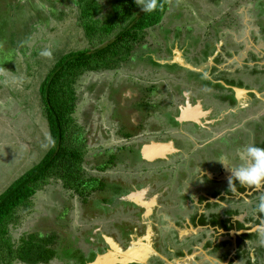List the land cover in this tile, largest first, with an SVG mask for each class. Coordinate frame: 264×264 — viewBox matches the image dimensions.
<instances>
[{
  "label": "flooded vegetation",
  "instance_id": "obj_1",
  "mask_svg": "<svg viewBox=\"0 0 264 264\" xmlns=\"http://www.w3.org/2000/svg\"><path fill=\"white\" fill-rule=\"evenodd\" d=\"M202 1L210 8L220 7L222 16L211 26L215 29L210 35L187 34L183 59L194 67H207L192 72L168 65L157 71L155 50L143 57L150 65L148 72L159 75L160 83L143 86L142 80L126 82L115 87L117 91L108 92L107 123L126 144L89 156L93 173L87 180H96L91 184L96 189L90 187L75 198L62 194L69 203H59V209L56 203L51 206L59 212L63 209L60 231L54 233L64 240L53 244L57 251L50 262L89 264L97 255L111 251L113 243L121 250L132 245L141 256H148L129 264H174L176 260L185 264L187 255L194 252H202L217 264H264V213L256 211L264 187L259 192L239 185L229 188V173L217 162L220 155H226L238 163L236 152L242 145L264 148V14L258 15L255 7L241 0ZM263 3L261 0L258 9L264 13ZM177 42L168 35L162 41V55L171 56L173 47L182 50ZM162 88L166 97L160 100L157 90ZM233 88L246 92L238 95ZM156 105L165 107L164 114L154 109ZM184 111L186 119L182 121ZM152 141L168 146L163 157L144 158L143 147ZM116 167L124 171L115 177L108 175ZM81 174L83 177L82 169ZM136 191L144 192L135 202H117ZM72 211L85 225V229L79 227L80 233H74L68 221ZM115 213L121 221L111 223ZM96 220L108 225L110 232L105 234L102 225L95 226ZM59 244L61 249L70 248L69 257H58ZM251 252L255 262L250 259Z\"/></svg>",
  "mask_w": 264,
  "mask_h": 264
},
{
  "label": "rangeland",
  "instance_id": "obj_2",
  "mask_svg": "<svg viewBox=\"0 0 264 264\" xmlns=\"http://www.w3.org/2000/svg\"><path fill=\"white\" fill-rule=\"evenodd\" d=\"M74 1L77 0H0V13L1 9H7L10 17H13L9 32L0 36V42H3L0 45V194L24 173L35 167L51 148L48 122L43 112L39 93L40 86L49 71L65 54L83 50L91 51L102 45L97 37L91 40L86 37L80 26V9ZM218 1L224 3L227 0ZM228 1L230 3L233 0ZM241 1L244 5L251 6L252 9L255 7L258 15L264 14L261 9H258L261 0H254L255 3L252 0ZM257 1L259 2L256 3ZM95 2L101 7V12L96 17L99 19L111 10V4L115 0H95ZM261 6L264 8V3ZM140 7L142 5L137 0V9ZM21 11L26 13V20L34 21L33 25L22 23L26 20L18 15ZM243 12L244 10H240V13ZM221 16L220 7L217 9L211 6L210 8L202 0H171L170 8L161 24L146 31L141 44L134 46L129 56L119 63L118 70L89 72L80 77L75 86L79 101L73 117L76 125L83 128L82 136L85 140L84 163L81 165L84 172L83 180H87L90 173H93L90 171V163L88 164L90 155L124 143L115 134L114 126L107 123L110 109L107 100L108 92L117 91L116 88L126 82L132 84L142 80L143 86H148L150 82L155 85L156 82L160 83L159 75H151L148 72L150 65L143 56L157 50L152 55H157L155 59L158 61L171 62L177 58L178 56L173 52L175 47L172 49L171 56H166V53L162 55L161 52L164 49L162 41L171 34L178 39L177 43L180 48H183L180 50L176 47L180 51L179 57L183 59L188 48L186 45L188 43H185L188 35L197 37L200 34L203 38L210 35L215 29L212 30L211 26ZM1 21L0 26L3 24ZM28 30L31 32L28 33ZM255 32L258 33L257 27H255ZM173 44L172 42L169 45L172 47ZM45 49L52 52L51 57L40 55ZM164 67L160 64L157 71L162 72ZM200 67L204 69L207 66L200 64ZM134 90L136 91L137 88L134 87ZM157 92L160 100L166 97L163 88ZM154 109L160 111V115L165 112V107L161 105L154 106ZM166 151L161 155H165ZM123 171L122 168L116 167L108 175L115 177ZM62 194L70 195L72 198L76 196L73 190L64 185L63 180L55 177L49 178L31 198L26 209L15 211L13 217L6 223V232L0 231V246L5 247L4 254L5 252L9 254L8 247L10 248L12 244V248L20 244L21 238L28 241L35 234L42 235L48 232L54 234L55 238L60 235L54 231H60L58 222L63 220V216L60 217L63 209L59 212L55 210V207L59 203L63 206L62 202L65 203L64 206L69 203ZM76 201L77 199L73 201L74 209L77 206ZM54 203H56L55 207L51 208ZM110 219L108 220L111 223L121 221L117 213L113 214ZM69 220L74 233H80L79 227L85 229L76 211L71 212ZM94 224L95 226L102 225L105 234L111 230L101 220L94 221ZM87 227H91V224ZM24 233L31 235L26 238ZM62 240H64L63 237H58L52 245ZM59 245L58 257L61 259L69 257L70 248L68 250V247L64 246L66 248L61 249L62 246Z\"/></svg>",
  "mask_w": 264,
  "mask_h": 264
},
{
  "label": "trees",
  "instance_id": "obj_3",
  "mask_svg": "<svg viewBox=\"0 0 264 264\" xmlns=\"http://www.w3.org/2000/svg\"><path fill=\"white\" fill-rule=\"evenodd\" d=\"M74 2L80 9V26L86 37L90 40L97 37L102 45L91 51L83 50L63 55L41 84L40 100L48 122L51 148L35 167L24 173L0 194V231L2 232L6 230V223L13 217L15 211L26 209L31 198L49 178L63 180L67 188L80 195L85 194L89 187L96 189L91 185L96 180L92 178L83 180L81 174L85 140L82 136L83 128L76 125L73 117L79 101L75 86L80 77L86 73L117 69L119 63L129 56L134 46L141 44L146 31L161 24L170 8L171 0H157L158 7L151 13H145L141 8L137 9V0H115L111 4V10L99 19L96 17L100 14L101 7L95 0ZM18 15L24 17L23 19L26 18L24 11ZM12 18L7 9H1L0 20L3 24L0 26V36L9 32L10 24L13 23ZM33 22L27 19L22 23L33 25ZM30 32L31 30H28V33ZM2 43L0 42V45ZM153 64L160 66L157 63ZM111 201L112 199L106 202ZM223 227L226 228L224 225ZM23 235L27 238L31 234ZM30 238L31 240L28 241L21 238V243L15 248H12L13 244L8 247L9 254L6 252L4 254L5 247L0 246V263L48 264L56 257L57 250L52 245L54 236L42 237L35 234Z\"/></svg>",
  "mask_w": 264,
  "mask_h": 264
},
{
  "label": "clouds",
  "instance_id": "obj_4",
  "mask_svg": "<svg viewBox=\"0 0 264 264\" xmlns=\"http://www.w3.org/2000/svg\"><path fill=\"white\" fill-rule=\"evenodd\" d=\"M142 5L141 10L145 13H151L158 7L157 0H139ZM41 56L51 57L52 52L49 49L41 51ZM238 163L234 164L230 157L220 155L217 162L229 173V188L241 187L259 190L264 187V148L255 144L242 145L236 152ZM201 170L199 176L202 179ZM203 180V179H202ZM256 211L264 213V197L261 198Z\"/></svg>",
  "mask_w": 264,
  "mask_h": 264
},
{
  "label": "water",
  "instance_id": "obj_5",
  "mask_svg": "<svg viewBox=\"0 0 264 264\" xmlns=\"http://www.w3.org/2000/svg\"><path fill=\"white\" fill-rule=\"evenodd\" d=\"M173 52H174V54H176V56H178L177 58H174V60L171 62L160 60V61H158L159 64L177 65V66H180L184 69H188L189 71H192V72H200L203 70L202 67H194L191 64H188L184 59L180 58L179 57L180 51L177 48H175V50ZM175 59H176V61H175ZM209 60H211V58ZM233 90L238 92V95H241L242 93L246 92L243 89H237V88H233ZM198 109H199V107H198ZM185 113H186L185 111L182 113L183 115L180 118V120L183 121L186 119ZM165 147L168 148V146L166 144H162L160 142L152 141L148 145L143 147L142 154H143L145 159L154 160L156 157L160 156L157 151L162 150ZM142 192H144V191H142ZM142 192L141 191L131 192L128 195L122 196L119 199H117V202H119V201L135 202L136 196ZM112 245H114V246H112V249H114V252H117V253H113L112 252L113 250L111 249V251H108L107 253H104L102 255H97L96 258L89 264H129V263H133L136 261L139 262V261L146 260V258L148 257L145 254L141 256L139 253H137V251H135V249H134V247H132V245L126 250H121L119 246L117 247L113 243H112ZM148 248L153 254H157L153 248H151L149 246H148ZM195 255H196V253L194 252L192 255H187V257H189V259H190V258L194 257ZM179 262H180V260H179ZM179 262H178V260H176V261H174V264L179 263ZM167 264H173V263L167 261Z\"/></svg>",
  "mask_w": 264,
  "mask_h": 264
},
{
  "label": "crops",
  "instance_id": "obj_6",
  "mask_svg": "<svg viewBox=\"0 0 264 264\" xmlns=\"http://www.w3.org/2000/svg\"><path fill=\"white\" fill-rule=\"evenodd\" d=\"M259 190H255V191L256 192H259ZM252 253L253 252L250 253V259H251V261L255 262V259L254 258H251V256H253V255H251ZM199 254H200V257L199 258L196 257ZM203 255L204 254L202 252H198L194 257L188 259V261L185 262V264H203V262H208V264H217L214 259H212L210 257H207V256H203ZM175 264H181V263H175ZM247 264H249V263H247Z\"/></svg>",
  "mask_w": 264,
  "mask_h": 264
},
{
  "label": "bare ground",
  "instance_id": "obj_7",
  "mask_svg": "<svg viewBox=\"0 0 264 264\" xmlns=\"http://www.w3.org/2000/svg\"><path fill=\"white\" fill-rule=\"evenodd\" d=\"M166 150H167V147H165L164 149L159 150V151H157V152H158L159 155H161V154H162L164 151H166ZM157 152H156V153H157Z\"/></svg>",
  "mask_w": 264,
  "mask_h": 264
}]
</instances>
